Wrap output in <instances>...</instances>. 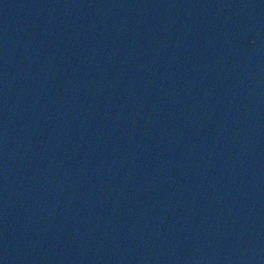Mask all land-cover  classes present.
Segmentation results:
<instances>
[{"label": "water", "instance_id": "1", "mask_svg": "<svg viewBox=\"0 0 264 264\" xmlns=\"http://www.w3.org/2000/svg\"><path fill=\"white\" fill-rule=\"evenodd\" d=\"M0 264H264V0H0Z\"/></svg>", "mask_w": 264, "mask_h": 264}]
</instances>
